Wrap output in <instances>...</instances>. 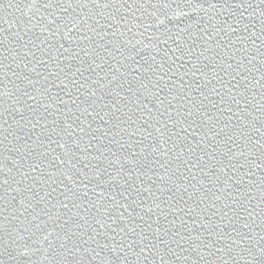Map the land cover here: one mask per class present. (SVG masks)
<instances>
[{
    "label": "snow or ice",
    "instance_id": "1",
    "mask_svg": "<svg viewBox=\"0 0 264 264\" xmlns=\"http://www.w3.org/2000/svg\"><path fill=\"white\" fill-rule=\"evenodd\" d=\"M0 264H264V0H0Z\"/></svg>",
    "mask_w": 264,
    "mask_h": 264
}]
</instances>
